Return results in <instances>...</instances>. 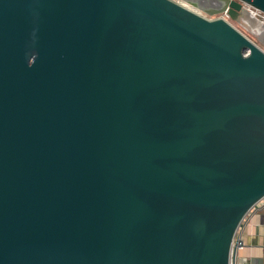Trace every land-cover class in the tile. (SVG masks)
Instances as JSON below:
<instances>
[{"label":"water","instance_id":"obj_1","mask_svg":"<svg viewBox=\"0 0 264 264\" xmlns=\"http://www.w3.org/2000/svg\"><path fill=\"white\" fill-rule=\"evenodd\" d=\"M212 14L0 0V264H233L264 198V49Z\"/></svg>","mask_w":264,"mask_h":264},{"label":"crops","instance_id":"obj_2","mask_svg":"<svg viewBox=\"0 0 264 264\" xmlns=\"http://www.w3.org/2000/svg\"><path fill=\"white\" fill-rule=\"evenodd\" d=\"M240 241L233 264H264V198L244 217L236 233Z\"/></svg>","mask_w":264,"mask_h":264},{"label":"rangeland","instance_id":"obj_3","mask_svg":"<svg viewBox=\"0 0 264 264\" xmlns=\"http://www.w3.org/2000/svg\"><path fill=\"white\" fill-rule=\"evenodd\" d=\"M181 1L187 3V4L191 5V6H195L198 9H208V10L212 11V13H213L212 15L213 16L214 15L215 16H219V15L223 16L224 15V13L217 6H214V5L212 6L211 5L212 1L218 2V0H181ZM229 20H230V18H229ZM231 22L238 29H240L242 32H244L246 35H248L251 39H253L256 43H258L264 49V44L261 42L260 39H258L256 34H253V32H255V33H259L260 32L262 34L263 38H264V34L262 33V31H258V28L260 29V27L257 28L256 26L255 27H251V26L249 27L248 26V28H247L245 26L246 24L245 25L243 23L240 24V23H238V22H236V21H234L232 19H231ZM260 25H262V24H260ZM251 31H253V32H251ZM260 33H259V36H260ZM235 240H236V238H235Z\"/></svg>","mask_w":264,"mask_h":264},{"label":"flooded vegetation","instance_id":"obj_4","mask_svg":"<svg viewBox=\"0 0 264 264\" xmlns=\"http://www.w3.org/2000/svg\"><path fill=\"white\" fill-rule=\"evenodd\" d=\"M211 5L213 6H218L219 5V2H215V1H212L211 2ZM257 16L253 13V12H251V10L249 9V11L248 10H244V12H242L241 13V18L239 19V20H234V21H236V22H238V23H240V24H246L245 26L248 28V26L250 27H260V29L258 28V31H261L262 29H261V25L259 24L260 22H259V20L256 18ZM229 19V18H228ZM230 21H231V19H230ZM251 32H253V31H251ZM260 33V32H259ZM259 33H256V36L258 37V39H259V37L261 36V33H260V36H259ZM262 42V41H261ZM263 44H264V42H262Z\"/></svg>","mask_w":264,"mask_h":264},{"label":"built area","instance_id":"obj_5","mask_svg":"<svg viewBox=\"0 0 264 264\" xmlns=\"http://www.w3.org/2000/svg\"><path fill=\"white\" fill-rule=\"evenodd\" d=\"M251 10V12H253L257 17H259V18H261L263 21H264V14L263 13H261V12H259V11H256V10H253V9H250ZM224 17H226V18H229L228 17V15H227V13H224V15H223ZM239 245H240V241H234V247H239Z\"/></svg>","mask_w":264,"mask_h":264}]
</instances>
